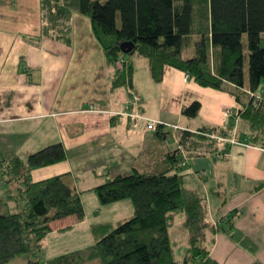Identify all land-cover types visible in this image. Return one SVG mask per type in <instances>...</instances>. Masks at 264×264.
Returning a JSON list of instances; mask_svg holds the SVG:
<instances>
[{
  "label": "trees",
  "instance_id": "obj_1",
  "mask_svg": "<svg viewBox=\"0 0 264 264\" xmlns=\"http://www.w3.org/2000/svg\"><path fill=\"white\" fill-rule=\"evenodd\" d=\"M40 10L61 23L69 22L74 12L87 17L110 66L115 67L120 56L128 60L138 55L147 60L155 83L162 80L165 67H172L201 87L232 93L239 108L222 126L176 130L178 148L165 153L163 169L132 170L92 187L101 205L130 199L132 215L123 223L92 225V244L44 260L40 256L42 241L51 231L50 223L70 216L77 221L84 218L80 193L71 186L68 173L31 180V171L64 162L66 149L55 142L25 157L0 152V180L6 185V195L0 196V264L17 256H25L27 264H218L209 252L217 232L254 251L250 240L233 226L235 212L213 224L208 220L204 195L186 188L182 174L175 169L181 153L187 156L207 148L225 154L226 146L216 149L219 140L215 136L264 145V0H40ZM184 48L192 49L193 55L182 57ZM130 83L128 65L115 68L111 87L129 88ZM199 109V101L193 100L181 108V114L194 118ZM237 120L243 129L235 136ZM160 128L162 125L157 126L156 134L166 136ZM16 189L25 201L20 211L11 206ZM178 213L184 215L188 233L179 261L169 237Z\"/></svg>",
  "mask_w": 264,
  "mask_h": 264
},
{
  "label": "crops",
  "instance_id": "obj_2",
  "mask_svg": "<svg viewBox=\"0 0 264 264\" xmlns=\"http://www.w3.org/2000/svg\"><path fill=\"white\" fill-rule=\"evenodd\" d=\"M127 65L130 84L141 94L140 112L165 122L159 132L166 136L119 114L128 101V88L111 87L116 67L105 62L87 17L74 12L69 22L61 23L42 14L40 0H0V152L25 157L61 142L66 160L31 171V180L68 173L84 208L81 221L70 216L50 223L46 237L74 232L81 236L89 230L94 240L92 225L115 224L119 216L128 219L133 212L130 199L100 205L91 188L132 170L163 169L165 153L178 148L170 125L188 130L222 126L227 112L239 108L232 93L201 87L172 67H165L162 80L155 83L144 57L131 55ZM137 70L148 75L146 91L135 79ZM193 100L199 101L200 109L196 117L187 118L181 108ZM148 105L154 108L150 112ZM239 129L243 127L237 120L232 134L236 136ZM230 140L215 146H226L225 154L201 148L187 154L186 169L177 165L175 170H181L183 183L185 175L195 174V185H207L213 199L218 198L211 202L205 190L184 185L204 195L209 221L216 224L234 211V228L255 246L251 251L217 232L211 258L218 264H264V145L239 142L234 136ZM88 204L94 208L92 216Z\"/></svg>",
  "mask_w": 264,
  "mask_h": 264
},
{
  "label": "rangeland",
  "instance_id": "obj_3",
  "mask_svg": "<svg viewBox=\"0 0 264 264\" xmlns=\"http://www.w3.org/2000/svg\"><path fill=\"white\" fill-rule=\"evenodd\" d=\"M117 22H118L117 24L119 25V21H117ZM241 41H242V52L244 54L243 79H244V84L246 85L247 80H248V72H247V48H246V35L245 34L242 35ZM192 55H193L192 49H187V50L185 48L182 49V57L188 58V57H191ZM146 76H148V75H146V72L144 73L142 70H137V72H135V79L138 81V84L145 89V91H146V88H145ZM137 89L138 88H135V90H137ZM137 93L140 94V92H138V90H137ZM140 96H141V94H140ZM153 109L154 108H151L148 105V107H147L148 112L152 111ZM239 127L240 126L238 125V128ZM186 166H188V165H186ZM185 169H186V167H185ZM185 169H182V171ZM179 172H181V170ZM202 174H203L202 177L207 176L204 173H202ZM194 176H196V175L193 173L189 174V175H185L184 176V183H185L184 185L187 187H192V188L196 187V189H199V190H205V193H207V195L209 197V201H211V202H215V200L218 201V198H215V200L213 199L212 190L206 189L207 185L202 183L203 188L195 185L196 178ZM208 187H210V185H208ZM5 189L6 188L3 185H0V196H3ZM12 194L14 195V198H13V202L11 203V206L13 207L14 211H20L21 209L24 208V205H25V201L23 199V194L18 192L17 189L13 190ZM215 196H216V194H215ZM219 199H220V197H219ZM87 209H88L87 210L88 216L89 215L92 216L91 211H94V208H91V206L89 205L87 207ZM123 217H127V216H119V217H116L115 219L119 223H123L126 220ZM118 219H120V220H118ZM80 233H82L81 236H79L78 233L75 234V232H74V233H67L65 235L64 234H62V235H49V236L45 237V239L43 240V243H42L43 244L42 245V252L40 254L41 258L44 260V259L53 257V256L61 254V253H65V252L72 251V250L79 249V248H84V247L89 246L90 244L93 243L94 240H92L91 233H89V230L83 231ZM66 236H69V237H66ZM169 237H170V241H171V245H172V249H173L174 258L177 261H179L183 257V254L186 250L187 238H188V233L186 230V220H185V217L182 213H178V214L174 215L172 225L169 229ZM25 259H26L25 256H17L12 261H10L8 264H27ZM92 264H98V262L96 261Z\"/></svg>",
  "mask_w": 264,
  "mask_h": 264
},
{
  "label": "built area",
  "instance_id": "obj_4",
  "mask_svg": "<svg viewBox=\"0 0 264 264\" xmlns=\"http://www.w3.org/2000/svg\"><path fill=\"white\" fill-rule=\"evenodd\" d=\"M128 64L127 58L124 56H120L116 62H115V67L116 68H121L123 65ZM142 103V98L140 94L137 93L135 89L130 86L128 88V101L124 104L122 111L119 113L122 116H125L126 118H129L132 121H143L145 122V127L148 130L154 131L156 130L158 125L166 126L165 122L160 121V120H154L151 118H148L144 114L140 112V106ZM233 114L232 111L227 112V117ZM182 127L178 125H170V134H175L176 130L181 129ZM215 139L224 141V138L215 136ZM229 141H232L229 139ZM188 164V157L185 155V153H181L180 161L178 163V167H184Z\"/></svg>",
  "mask_w": 264,
  "mask_h": 264
}]
</instances>
